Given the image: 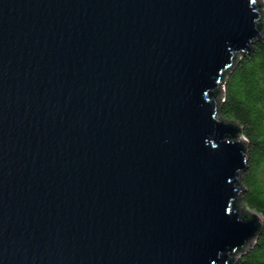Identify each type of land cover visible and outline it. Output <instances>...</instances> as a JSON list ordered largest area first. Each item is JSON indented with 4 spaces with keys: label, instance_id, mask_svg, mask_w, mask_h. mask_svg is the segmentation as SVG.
Segmentation results:
<instances>
[{
    "label": "water",
    "instance_id": "obj_1",
    "mask_svg": "<svg viewBox=\"0 0 264 264\" xmlns=\"http://www.w3.org/2000/svg\"><path fill=\"white\" fill-rule=\"evenodd\" d=\"M258 1L0 0V264H228L257 237L215 95Z\"/></svg>",
    "mask_w": 264,
    "mask_h": 264
},
{
    "label": "trees",
    "instance_id": "obj_2",
    "mask_svg": "<svg viewBox=\"0 0 264 264\" xmlns=\"http://www.w3.org/2000/svg\"><path fill=\"white\" fill-rule=\"evenodd\" d=\"M262 29L249 48L237 53L217 85L216 99L223 121L238 129L247 164L240 178L242 206L262 219V227L250 244L230 254L228 264H264V0ZM247 218L251 215L239 207Z\"/></svg>",
    "mask_w": 264,
    "mask_h": 264
}]
</instances>
